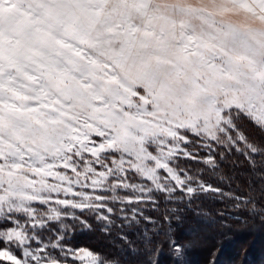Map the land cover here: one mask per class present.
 <instances>
[{"label":"snow or ice","instance_id":"6c2138e0","mask_svg":"<svg viewBox=\"0 0 264 264\" xmlns=\"http://www.w3.org/2000/svg\"><path fill=\"white\" fill-rule=\"evenodd\" d=\"M216 144L264 155V0H0V264H110L49 225Z\"/></svg>","mask_w":264,"mask_h":264},{"label":"trees","instance_id":"16d2710c","mask_svg":"<svg viewBox=\"0 0 264 264\" xmlns=\"http://www.w3.org/2000/svg\"><path fill=\"white\" fill-rule=\"evenodd\" d=\"M239 126L254 136L250 126ZM197 153L206 157L208 149ZM213 155V165L177 157L175 167L193 183L219 191L152 192L124 209L112 204L108 219L83 212L85 225L55 229L63 233L61 243L88 248L115 264H264V155L254 154L253 165L222 144Z\"/></svg>","mask_w":264,"mask_h":264},{"label":"rangeland","instance_id":"374dc122","mask_svg":"<svg viewBox=\"0 0 264 264\" xmlns=\"http://www.w3.org/2000/svg\"><path fill=\"white\" fill-rule=\"evenodd\" d=\"M217 145H221V144H217ZM185 147L188 148L190 151L194 150L195 152H198L199 150L204 148L202 146L201 142H199V140H196L195 143L186 145ZM177 157H180V156H176L172 160L169 161L170 166L173 167L174 170H178L175 167V162H176ZM188 184L193 187V189H194L193 192H195L198 188H201L200 185H203V184H199V183L195 184L192 182L191 179L188 181ZM127 185H128L127 187H125L123 185H114L112 183V181H109L108 184L105 185L104 189L99 193L101 196L104 197L103 200L99 201V203L104 205V207H102V208L93 207V208L85 209L83 211L65 208L62 211L65 213L71 211L75 214V216L80 217V218H81L80 215L83 214V212H85V213L89 212L91 214L96 215L97 218L104 219L103 217H108L107 215L112 213V209H111L112 204L113 205H115V204L120 205V209H124L123 204L129 203L128 202L129 199H131L133 202V201L141 200L143 198L150 197L152 192L157 191V192H164L166 194H171L175 190H180L174 184H170L167 190L158 189L157 187H155L154 184H152L146 178L142 177L141 175H139L138 173H135V172H132L129 175V178L127 180ZM184 193H186V192H184ZM186 194L190 195L188 193H186ZM107 209H111V212H108ZM81 219H83V218H81ZM71 222H74L73 224L80 223L79 221L73 220V219H71V217H69L67 220H64V221H61L58 223L50 224L49 229H52L55 232H56L55 229L60 230V231H64L66 229L69 230ZM61 223L65 224L66 227L61 228V226H60ZM45 231H48V230H45ZM40 235H41V238H43V235L42 234H40ZM47 235H48V233H47ZM66 247H68V246H66ZM68 248H71V247H68ZM72 249L89 250L88 248H85V247H77V248H72ZM89 251L92 252L91 250H89ZM92 253H94V252H92ZM110 264H115V263L110 262Z\"/></svg>","mask_w":264,"mask_h":264}]
</instances>
